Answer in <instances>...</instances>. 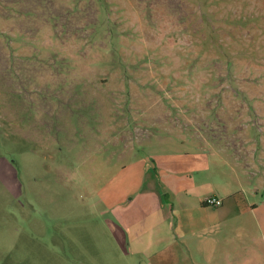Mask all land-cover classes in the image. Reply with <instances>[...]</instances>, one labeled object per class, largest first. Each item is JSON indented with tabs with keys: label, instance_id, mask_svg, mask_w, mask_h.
<instances>
[{
	"label": "rangeland",
	"instance_id": "obj_1",
	"mask_svg": "<svg viewBox=\"0 0 264 264\" xmlns=\"http://www.w3.org/2000/svg\"><path fill=\"white\" fill-rule=\"evenodd\" d=\"M0 264H264V0H0Z\"/></svg>",
	"mask_w": 264,
	"mask_h": 264
},
{
	"label": "crops",
	"instance_id": "obj_2",
	"mask_svg": "<svg viewBox=\"0 0 264 264\" xmlns=\"http://www.w3.org/2000/svg\"><path fill=\"white\" fill-rule=\"evenodd\" d=\"M222 194H224V196H220V195L216 194L215 192H212V193L201 194L200 195V196H202L201 199H200V197L196 198V204L198 205V207H200L201 211L208 213L206 215L207 217L205 218L206 220H204V222H206L207 225H209L208 224L209 223V220H208L209 216L214 214L216 212V209L214 208V206L211 207V206H207L206 204H204V199L209 197V196H214V197L220 199L221 200L220 206H222L220 208V210H221V213H224V211L227 212L226 204L228 205V207L231 206V192L230 191H224V193H222ZM157 197H158V200L155 198V195H154L155 199H154V202L152 205L146 204L147 208L145 211H148L147 215H149V217L151 218V221L145 230L151 231L153 228H157V226H158V225H156L157 222L162 223L163 221L164 222L167 221L168 231L172 233L173 232L172 223L175 220L174 210L171 207L172 204L170 203L169 199L168 200H165L166 198L162 199L160 197V195ZM228 197H229V200L225 203V201ZM200 200H201V205H200ZM201 223H203V221H201ZM207 225H199V226L202 229H205V227ZM139 232H137V234L134 235L135 238L140 236ZM211 263H212V261H211Z\"/></svg>",
	"mask_w": 264,
	"mask_h": 264
},
{
	"label": "built area",
	"instance_id": "obj_3",
	"mask_svg": "<svg viewBox=\"0 0 264 264\" xmlns=\"http://www.w3.org/2000/svg\"><path fill=\"white\" fill-rule=\"evenodd\" d=\"M204 204L208 205V206H220L221 205V200L214 197V196H209L207 198L204 199Z\"/></svg>",
	"mask_w": 264,
	"mask_h": 264
}]
</instances>
